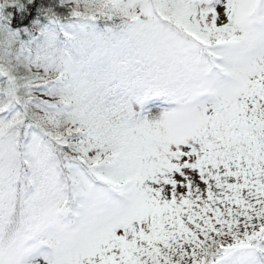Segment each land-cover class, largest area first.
Returning <instances> with one entry per match:
<instances>
[{
  "label": "snow or ice",
  "instance_id": "1",
  "mask_svg": "<svg viewBox=\"0 0 264 264\" xmlns=\"http://www.w3.org/2000/svg\"><path fill=\"white\" fill-rule=\"evenodd\" d=\"M0 264H264V0H0Z\"/></svg>",
  "mask_w": 264,
  "mask_h": 264
}]
</instances>
